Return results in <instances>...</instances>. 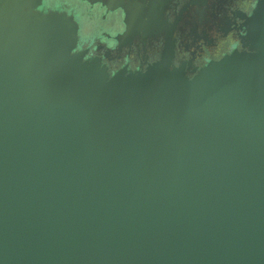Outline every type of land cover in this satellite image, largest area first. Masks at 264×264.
I'll list each match as a JSON object with an SVG mask.
<instances>
[{
    "label": "water",
    "instance_id": "95a60500",
    "mask_svg": "<svg viewBox=\"0 0 264 264\" xmlns=\"http://www.w3.org/2000/svg\"><path fill=\"white\" fill-rule=\"evenodd\" d=\"M50 1L0 0V264H264V0L192 78L169 41L111 74Z\"/></svg>",
    "mask_w": 264,
    "mask_h": 264
},
{
    "label": "flooded vegetation",
    "instance_id": "af4514ba",
    "mask_svg": "<svg viewBox=\"0 0 264 264\" xmlns=\"http://www.w3.org/2000/svg\"><path fill=\"white\" fill-rule=\"evenodd\" d=\"M255 1L69 0L63 5L79 23L77 50H84L85 58H100L111 74L147 69L162 59L169 41L174 42L171 67L182 66L192 78L211 61L246 49L243 23Z\"/></svg>",
    "mask_w": 264,
    "mask_h": 264
},
{
    "label": "rangeland",
    "instance_id": "374dc122",
    "mask_svg": "<svg viewBox=\"0 0 264 264\" xmlns=\"http://www.w3.org/2000/svg\"><path fill=\"white\" fill-rule=\"evenodd\" d=\"M83 28L87 30V25L86 24H83Z\"/></svg>",
    "mask_w": 264,
    "mask_h": 264
}]
</instances>
